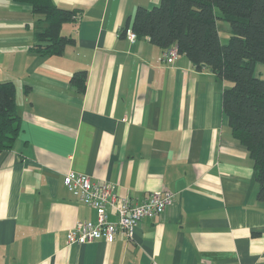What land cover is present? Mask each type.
I'll return each instance as SVG.
<instances>
[{"label":"crops","instance_id":"obj_1","mask_svg":"<svg viewBox=\"0 0 264 264\" xmlns=\"http://www.w3.org/2000/svg\"><path fill=\"white\" fill-rule=\"evenodd\" d=\"M54 1L78 10L62 28L76 41L41 55L31 4L0 0V80L15 83L21 116L0 152V264H264V202L223 109L228 82L186 54L163 63V48L122 34L139 6L161 0ZM81 70L83 92L71 83ZM70 170L138 202L165 190L174 200L132 240L69 243L77 221L97 219L67 189Z\"/></svg>","mask_w":264,"mask_h":264},{"label":"trees","instance_id":"obj_2","mask_svg":"<svg viewBox=\"0 0 264 264\" xmlns=\"http://www.w3.org/2000/svg\"><path fill=\"white\" fill-rule=\"evenodd\" d=\"M30 3L37 19L35 51L62 54L75 36L64 34V24L77 20V9L63 8L54 0H16ZM229 24V40L223 42L219 22ZM133 29L166 49L176 46L198 67H209L228 82L223 109L233 136L249 150L264 202V78L256 65L264 64V0H161L153 7L139 6L122 28ZM87 71H77L71 83L83 92ZM16 85L0 80V152L13 147L20 131Z\"/></svg>","mask_w":264,"mask_h":264},{"label":"built area","instance_id":"obj_3","mask_svg":"<svg viewBox=\"0 0 264 264\" xmlns=\"http://www.w3.org/2000/svg\"><path fill=\"white\" fill-rule=\"evenodd\" d=\"M130 41L138 39L137 33L129 28L125 33ZM180 55L176 46L163 50L161 60L172 64ZM67 189L82 203L96 209V220H79L68 232L69 243L85 244L102 239L114 241L118 233L134 239L135 230L146 217L159 216L174 200L169 190L153 191L143 201L134 200L129 194L121 196L115 184L108 181H94L86 173L70 170L65 174ZM110 209L115 211L111 218ZM157 264V263H154Z\"/></svg>","mask_w":264,"mask_h":264},{"label":"rangeland","instance_id":"obj_4","mask_svg":"<svg viewBox=\"0 0 264 264\" xmlns=\"http://www.w3.org/2000/svg\"><path fill=\"white\" fill-rule=\"evenodd\" d=\"M222 23L223 24H221V27H222V29H221V36L224 38V37H226L227 36V34H229V33H227V30H225V29H229V24L227 23V22H225V21H222ZM230 35V34H229ZM224 40V41H223ZM229 39H222V41L223 42H227ZM259 65H262L260 68H262V69H260V68H256V71L259 73V72H262L261 73V75L260 76H262L263 78H264V64H261V63H259Z\"/></svg>","mask_w":264,"mask_h":264}]
</instances>
